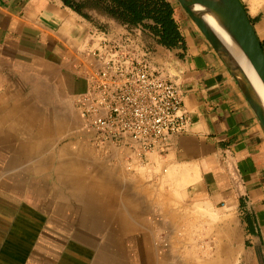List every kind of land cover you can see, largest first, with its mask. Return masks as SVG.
<instances>
[{
	"label": "crops",
	"instance_id": "obj_1",
	"mask_svg": "<svg viewBox=\"0 0 264 264\" xmlns=\"http://www.w3.org/2000/svg\"><path fill=\"white\" fill-rule=\"evenodd\" d=\"M90 14L0 0V264H125L147 227L197 224L216 262L264 264V131L218 53L186 23L177 56ZM129 33L163 54L152 62L180 85L191 119L145 157L97 149L75 105L100 39Z\"/></svg>",
	"mask_w": 264,
	"mask_h": 264
},
{
	"label": "built area",
	"instance_id": "obj_2",
	"mask_svg": "<svg viewBox=\"0 0 264 264\" xmlns=\"http://www.w3.org/2000/svg\"><path fill=\"white\" fill-rule=\"evenodd\" d=\"M133 36L100 39L75 105L97 149L111 143L145 157L166 152L172 137L189 130L191 119L180 85Z\"/></svg>",
	"mask_w": 264,
	"mask_h": 264
},
{
	"label": "rangeland",
	"instance_id": "obj_3",
	"mask_svg": "<svg viewBox=\"0 0 264 264\" xmlns=\"http://www.w3.org/2000/svg\"><path fill=\"white\" fill-rule=\"evenodd\" d=\"M170 1L176 5L174 17L180 27V30L183 33L187 31L184 27V24L186 23L185 25H188L190 29L192 27L196 32L205 37L201 29L179 4V2L177 0ZM242 1L247 7L251 17L256 19L254 24L262 43H264V0ZM178 10L181 11L186 19L184 24L181 20V14L177 12ZM91 12H96L98 14V16H95L96 22H100L98 19L99 16L106 15L98 12L97 10H91ZM134 28H139L144 33H151L148 30L146 31L142 26ZM153 41L155 40L153 39ZM159 45L163 52H171L172 55L177 56L182 53L179 51L181 48H167L161 44ZM153 52L155 53V57H161V55H163L161 53L158 55L156 54L157 50L154 48V45ZM155 64L158 66L157 63ZM164 69L166 70V68ZM77 121H79V119ZM70 133L71 132H68V135L65 137H70ZM147 228L149 231L143 232L140 236L141 240H138L136 243L140 255H136L132 258L127 257L125 259V264H222L221 261H215L217 245L212 241L213 238L211 235L207 233L209 229L206 226L197 224L175 227L154 226ZM114 261V264H118L117 259H114ZM232 264H238V261L235 260Z\"/></svg>",
	"mask_w": 264,
	"mask_h": 264
},
{
	"label": "water",
	"instance_id": "obj_4",
	"mask_svg": "<svg viewBox=\"0 0 264 264\" xmlns=\"http://www.w3.org/2000/svg\"><path fill=\"white\" fill-rule=\"evenodd\" d=\"M201 29L238 83L264 131V106L252 81L229 47L205 19L211 15L243 51L264 84V46L242 0H177Z\"/></svg>",
	"mask_w": 264,
	"mask_h": 264
},
{
	"label": "trees",
	"instance_id": "obj_5",
	"mask_svg": "<svg viewBox=\"0 0 264 264\" xmlns=\"http://www.w3.org/2000/svg\"><path fill=\"white\" fill-rule=\"evenodd\" d=\"M81 15L91 18L97 10L131 28L142 26L167 48H185L186 41L174 17L170 0H63ZM255 22V18H252ZM264 46V43H263Z\"/></svg>",
	"mask_w": 264,
	"mask_h": 264
},
{
	"label": "bare ground",
	"instance_id": "obj_6",
	"mask_svg": "<svg viewBox=\"0 0 264 264\" xmlns=\"http://www.w3.org/2000/svg\"><path fill=\"white\" fill-rule=\"evenodd\" d=\"M204 17L213 27V29L217 32V34L221 37V39L226 43L237 62L245 70L250 80L252 81L255 89L257 90L260 100L264 106V84L255 72L254 68L252 67L251 63L249 62L243 51L234 43V41L229 37V35H227V33L221 28L218 22L211 15L205 14Z\"/></svg>",
	"mask_w": 264,
	"mask_h": 264
}]
</instances>
